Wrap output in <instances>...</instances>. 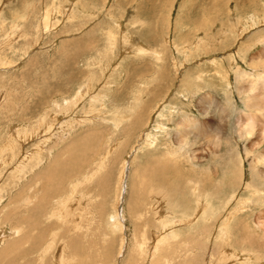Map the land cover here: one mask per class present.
Here are the masks:
<instances>
[{"label": "rangeland", "instance_id": "rangeland-1", "mask_svg": "<svg viewBox=\"0 0 264 264\" xmlns=\"http://www.w3.org/2000/svg\"><path fill=\"white\" fill-rule=\"evenodd\" d=\"M263 10L264 0H0V219L11 205L22 212L42 208L20 215L23 227L29 232L40 226L31 233L36 242L44 232L43 240L61 241L43 258L40 250L27 257L26 241L17 264H175L174 258L178 264H264V235L251 222L236 221L242 215L237 201L208 193L221 211L215 230H205L199 223L204 211H196L187 193L191 185L176 189L166 171H158L160 177L152 171L166 162L174 172L181 160L171 150L176 133L162 136L172 125L164 116L166 102L189 99L184 103L196 106L208 93L225 101L223 91H211L216 80L209 75L225 56L206 58L196 50L198 39L212 32L221 40V25L246 26L245 18L256 12L264 18ZM246 28L239 33L252 30ZM239 47L231 46L226 56L253 73ZM198 69L203 76L187 94L180 85ZM237 78L233 71L225 83L233 87ZM185 112L199 116L197 110ZM228 180L222 176L220 182ZM47 184L60 189L45 194ZM73 187L80 194L70 195ZM247 188L236 191L238 199L248 195ZM184 212H196L198 220L170 221L182 220L177 216ZM223 216L234 223L225 224ZM3 224L0 264L21 237ZM226 227L230 236L218 241ZM226 247L238 257L228 259Z\"/></svg>", "mask_w": 264, "mask_h": 264}, {"label": "bare ground", "instance_id": "bare-ground-1", "mask_svg": "<svg viewBox=\"0 0 264 264\" xmlns=\"http://www.w3.org/2000/svg\"><path fill=\"white\" fill-rule=\"evenodd\" d=\"M252 2L253 1H251V3ZM256 13L251 18H245V23L247 24L246 26L238 23L235 24L232 29H225V26L221 25L220 34L224 33V35H222L221 37V40H218L220 38L217 37V35H213L212 32H206L204 37L202 32L198 31V33L195 34L198 35V37H203L202 39H198L196 43V50L198 52H206V58L221 54L225 56L224 58H221L219 60V62L217 63V67H214L215 73H208L212 76V78L216 80L211 81V79L208 77L211 83H215L214 85H216L212 88L211 91L216 92V94H219L221 93V91H223V100H225L224 102L220 101L222 103H219L211 93L204 95L202 98H198V103L196 106L192 105L190 102L184 103L189 101V99L186 101L175 99L173 102H171V100L166 102L167 107L165 108V110H167V112L164 116L170 118V122L172 125L171 127H167V132L162 134V136H164L165 138H170L173 134L176 133L174 135L176 146L171 147V150L174 151V153L178 151L180 153L181 160L179 162V168L174 172L166 170V162H163L164 164L162 162L155 164V167L152 171L154 172L156 177H160L161 174L166 171L165 174H169L166 176V178L170 179V182L176 189L177 186H184V184L191 185V188L188 189L187 193L191 194V197L196 200V211L198 210L202 213L204 211V214L199 219V223H204L205 230H208L210 228L214 229V224L218 220L220 221L219 214L221 208L216 207L215 200L210 195H207L208 193H211L212 196H217L219 194V197L225 198L230 202L234 201L235 204L237 201L242 215L239 216L237 218L238 220L236 221H238L239 224H241L242 222H251L256 226L255 229L259 230L264 235V18H256L258 15V13L257 15ZM217 24L218 23L214 22L212 26L215 27ZM206 25H208V22L203 24V29L201 30H206L208 28V26ZM246 27H250L249 29L252 28V30L250 32L247 30L249 33L246 34L244 32L239 33L245 31V29H247ZM235 31H237L238 33L236 34ZM242 39L248 40V42L244 43ZM184 42H182V44ZM225 42L226 44L222 49L211 48L214 45H219ZM238 45H240L239 48L241 53L244 54L243 57L245 61H243V63L246 64L247 68H253V73L246 72L245 68H243L242 66L239 67V60H237L234 56H226L229 53L227 51H229L231 46ZM259 47H261L260 50H258L254 54H251L253 50L258 49ZM143 51L147 52L146 50ZM233 71L235 72V74H237L238 78L234 86L231 87L230 83L225 82L231 79ZM188 73L193 74H190L188 78L185 79V82L180 85L181 89H183L187 94L190 93V89H192L196 84V80L198 82L199 80H201V77L198 78L197 76H203V71L198 69L196 72L188 71ZM219 74L221 75L219 76ZM89 86L91 87L92 85L89 84ZM184 92L180 93L184 94ZM185 97L188 98V96ZM240 107L243 108V110H240ZM187 108H189V110L191 111L197 110L199 116H195L190 112L188 114L187 112H185ZM226 129H229L230 131L228 136H226ZM212 134H214V137H211ZM209 162H211L212 166ZM160 170H163L162 173L158 172ZM202 170L208 172L207 176L204 177L200 174V177H198L197 173ZM95 172H93V175L95 174ZM222 176L229 177V180L225 184H222L220 182ZM249 177H251V179L248 180L247 178ZM156 181V185L154 186H160V182L158 180ZM197 182H199V186L197 185ZM246 185H248L247 189H249L248 195H246L242 199H238V197L236 196V191H239L242 188L245 189ZM154 186H152V188ZM226 187H229V191L225 190ZM47 188V191L44 192L45 194L50 193L53 190L57 192V190L60 189L58 188V186L56 188H50L48 187V184ZM76 188H72L74 190L70 193V195L72 194L73 196L75 194H80V192ZM79 196L80 195H78L77 197ZM41 198L45 199L46 195L41 196ZM81 198L82 197L78 198L80 199L79 202L81 201ZM82 201L85 202L84 199ZM13 205H15V203ZM46 205L49 206L50 202L46 203ZM257 206H259L260 209L254 214L249 215V213L253 211V209H257ZM9 209V214L3 218L1 217L0 220L6 222V224L3 225H7L8 228L10 225V230L12 232L20 233L21 237L20 241L16 242L13 245V252L6 258L5 264H17V261L14 260V258L21 252V244H24L26 241L29 244H27L25 250V255L27 257L32 256L36 251L40 250L42 252L41 258H43L45 254H48L53 250L55 251V249L58 248V246H56L58 236H54L50 240H43V236L46 233L44 232L42 234L43 243L40 242V240L36 242L38 238L36 239L32 237L33 235L31 233L34 230L38 229L40 226L37 225L36 227L30 229L29 232H27L28 229H25L26 227H23L26 221L19 218L20 215H24L25 213H27L28 215L33 211L34 213H37V210L40 211L42 210V208L34 207V209H31L30 207H28L26 209V212H22L19 207L15 208L14 206L13 208L11 205ZM172 209L175 208L172 207ZM160 212L162 214V211ZM237 212L240 214L239 211ZM70 213L71 212H69L68 214L70 215ZM71 214L73 215V213ZM195 214L196 212L193 213V216L190 215V217H192V221L188 220V223L190 225H192L194 220H196L194 217ZM31 215L34 216V214ZM24 217L27 218L26 216ZM190 217L186 212L182 214L178 213L177 218L183 219L177 220L176 217H174L171 218L170 221L175 224V221H177L176 223H178ZM231 218L232 217L227 216L224 223L230 224L231 222H233ZM33 225L28 227L31 228ZM47 225L49 224H45V222L43 223L44 227ZM229 229H231V226ZM229 229H227L226 227L220 230L221 234L218 238V241L223 240V238H225L226 240V238L230 236L228 235L230 231ZM48 230L51 231L52 226ZM175 236L176 235H174V237ZM60 242L61 241H58L59 245ZM201 246L202 244L199 243L198 248H200ZM224 249L226 257L228 259L232 258L234 260V257H238V254L236 252H233V254L232 252H230L229 248L226 247ZM80 252H82V254L84 255H81ZM85 252L86 251L80 250L79 257L85 258ZM73 255L75 256V254ZM240 257L241 259H243L242 256ZM74 258L75 257H73V259ZM239 260L240 258H238L237 261ZM26 261L30 262L29 259H26ZM174 261L175 264H178L175 258ZM180 261L179 263L185 264L184 260L181 262ZM54 264H64V262H55Z\"/></svg>", "mask_w": 264, "mask_h": 264}]
</instances>
